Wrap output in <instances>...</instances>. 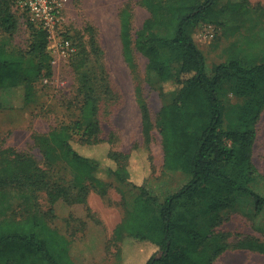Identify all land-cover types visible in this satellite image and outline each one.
I'll return each mask as SVG.
<instances>
[{"label": "trees", "instance_id": "trees-1", "mask_svg": "<svg viewBox=\"0 0 264 264\" xmlns=\"http://www.w3.org/2000/svg\"><path fill=\"white\" fill-rule=\"evenodd\" d=\"M7 1L15 6L13 0ZM4 2L0 0V27L12 36L17 21ZM217 2L141 0L150 16L134 39L130 12L125 8L119 13L124 60L132 67L133 53L140 54L147 72L158 81L155 123L146 104L139 105L143 148L150 146L156 129L163 171L180 173L187 181L162 200L150 191L149 182H131L130 155L113 152L112 142L100 138L90 71H82L84 64L79 63L75 71L82 102L77 118L45 135L33 136L41 163L30 155L0 149V264H77L71 257V241L51 225L54 211L42 210L40 195L51 206L59 201L84 205L90 190L105 198L111 181L121 195L124 213L113 230L119 247L110 264H124L126 248L136 245L124 243L126 239L155 249L144 264H189L203 254H215L216 262L229 249L264 258V242L243 238L230 244L218 230L221 212L237 196L253 202L255 215L264 212V196L252 189L260 177L251 159L256 123L264 109V63L237 47L213 68L212 77L207 76L205 58L192 39L194 29L201 24L216 25L226 13L245 14L249 8L248 0H229L217 10ZM30 25L33 32L26 53L0 48V91H9L19 109L37 101L36 82L51 75L47 35ZM80 55L83 51L79 49L71 58ZM227 94L244 103L246 112L235 122L226 118ZM74 144L107 145L105 157L113 166L105 167L100 159L82 155ZM59 174L66 177L60 179Z\"/></svg>", "mask_w": 264, "mask_h": 264}, {"label": "rangeland", "instance_id": "rangeland-1", "mask_svg": "<svg viewBox=\"0 0 264 264\" xmlns=\"http://www.w3.org/2000/svg\"><path fill=\"white\" fill-rule=\"evenodd\" d=\"M229 0H218L220 10ZM239 1V0H230ZM141 0H66L63 9V23L60 37L72 43L74 52L63 58L55 50L54 40L48 42L47 51L51 59V75L36 82L37 101L19 109V102L12 100L10 92L0 91V149H11L19 154L32 156L41 163L42 158L34 145L33 136L45 135L52 129L65 126L76 120L82 97L78 91V77L75 66L84 64L82 71H90L92 86L98 101L97 122L100 138L112 142L113 152L129 154L131 182L136 185L148 183V188L160 200L187 181L180 173L163 171V153L156 129L147 150L143 148L139 105L146 104L155 123L159 109L157 96L158 81L147 72L146 60L133 53V66L124 60L119 37V13L130 12L132 38L149 18V12L140 4ZM10 12L16 19V30L12 36L0 27V48L8 52L26 53L30 49L31 33L26 12L7 0ZM248 12L241 15L225 14L216 25L197 26L192 39L205 58V71L212 77L213 68L227 60L230 51L242 48L246 53L257 56L264 63V0H248ZM83 55L71 58L76 50ZM87 57V59H85ZM226 118L237 121L246 111L243 101L227 94L224 98ZM255 141L252 148V163L260 178L252 189L264 196V109L255 127ZM73 148L86 157L100 159L105 167H112L106 157L107 145L102 147ZM150 157L153 172L150 174ZM150 169V170H149ZM60 179L66 174H59ZM101 198L89 191L84 205H67L62 201L54 206L40 195L43 211H54L51 225L65 234L71 241L70 253L77 264H110L114 262L118 244L113 239V230L123 217L121 195L115 189L114 181ZM223 233L230 244L239 239L253 238L264 242V212L255 215L253 202L237 196L233 204L221 212ZM136 245L126 248L124 264H144L152 247L143 242L126 239ZM123 243V244H124ZM206 255V254H205ZM200 255L189 264H264V258L249 252L229 249L213 262L215 254Z\"/></svg>", "mask_w": 264, "mask_h": 264}, {"label": "built area", "instance_id": "built-area-1", "mask_svg": "<svg viewBox=\"0 0 264 264\" xmlns=\"http://www.w3.org/2000/svg\"><path fill=\"white\" fill-rule=\"evenodd\" d=\"M15 7L26 12L29 22L44 31L48 42L54 40L56 52L65 58L72 54V43L62 39L58 32L63 23V9L66 0H13Z\"/></svg>", "mask_w": 264, "mask_h": 264}, {"label": "crops", "instance_id": "crops-1", "mask_svg": "<svg viewBox=\"0 0 264 264\" xmlns=\"http://www.w3.org/2000/svg\"><path fill=\"white\" fill-rule=\"evenodd\" d=\"M153 253H155V249L153 247L150 248V255H152Z\"/></svg>", "mask_w": 264, "mask_h": 264}]
</instances>
